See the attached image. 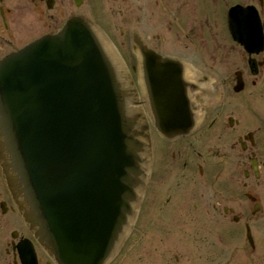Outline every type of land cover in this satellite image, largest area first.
Masks as SVG:
<instances>
[{
  "label": "flooded vegetation",
  "instance_id": "flooded-vegetation-1",
  "mask_svg": "<svg viewBox=\"0 0 264 264\" xmlns=\"http://www.w3.org/2000/svg\"><path fill=\"white\" fill-rule=\"evenodd\" d=\"M232 6L254 7L264 37V0H0V58L81 18L120 27L118 37L128 41V27H138L144 49L209 80L207 100L190 93L195 129L171 140L152 130L140 247L174 227L187 239L185 247L155 249L153 264H264V110L253 104L264 98V53L253 76L225 34ZM129 72L138 86L134 67ZM29 249L36 264H53L19 220L0 177V264H30Z\"/></svg>",
  "mask_w": 264,
  "mask_h": 264
},
{
  "label": "water",
  "instance_id": "water-1",
  "mask_svg": "<svg viewBox=\"0 0 264 264\" xmlns=\"http://www.w3.org/2000/svg\"><path fill=\"white\" fill-rule=\"evenodd\" d=\"M231 35L262 50L253 8L228 13ZM148 110L166 137L192 126L170 63L145 57ZM182 81V80H181ZM93 31L72 20L0 62V137L21 215L57 264H103L131 212L145 148Z\"/></svg>",
  "mask_w": 264,
  "mask_h": 264
},
{
  "label": "bare ground",
  "instance_id": "bare-ground-1",
  "mask_svg": "<svg viewBox=\"0 0 264 264\" xmlns=\"http://www.w3.org/2000/svg\"><path fill=\"white\" fill-rule=\"evenodd\" d=\"M132 34L136 38V44L137 45H143L140 42L139 29H134L132 31ZM100 39H101V46H102L105 54L107 55V57L111 61L112 65H113V70H114V72L117 75V82H118L119 88H120V90L122 92L123 99H124L125 104H126V108L130 112L129 113L130 115H127L128 120L134 121L136 123V128H137L138 115H139L138 110H137L138 108L134 107V106H131V104H129V102H128V96H129V90H130L129 81L127 79V81H124L122 83V76H124V73H125L124 68L118 63V61L115 58L114 54L109 49L107 44H105L103 39L102 38H100ZM257 56L258 55H253L250 58H252V60L256 61L255 58ZM168 62L170 63V67L168 68L169 73L172 72V71H176L177 72L176 76H169V77H167L168 79L170 78V79H173V80H176V81H180V83H182L181 85L184 86V88H185L186 85H190V84L194 83L195 84L194 92L195 91L196 92H201V93H203L205 99H208L209 93L207 91L206 84L197 81L198 77H197V74L195 72H193L192 70H189L187 65H183V64H181L180 62H178L176 60H169ZM144 91L148 93V83L145 84ZM130 101H132V98H131ZM134 103L136 104L135 96H134ZM136 128H135V130H136ZM136 131L134 132V135L136 134ZM0 160L2 161V164L4 166V169H5L4 172H6L8 174L9 170L7 169V166H6V164H7V156H6L5 151L3 150L2 138L1 137H0ZM140 160H141V162L143 160L142 153L140 154ZM141 172H142V174H141ZM143 177H144V181H147L150 178V173L145 168V162H144V164L140 163V169H139V173L137 175V180H136L138 182V184H136V186L134 187L135 193H138L139 185L142 182L141 180H143ZM133 205H134V203L131 204V209L133 208ZM125 217L127 218L126 219L127 223H125V226H123V228H122L121 234H119L118 240H117L116 245H115L116 246L115 249H117V247L119 245H121V243L123 242L124 237L126 236L127 231L129 229V226H130V213L127 214ZM175 221L176 220H174V222ZM177 221H181V220L178 219ZM126 260L127 259H125L122 262V264H125Z\"/></svg>",
  "mask_w": 264,
  "mask_h": 264
},
{
  "label": "rangeland",
  "instance_id": "rangeland-1",
  "mask_svg": "<svg viewBox=\"0 0 264 264\" xmlns=\"http://www.w3.org/2000/svg\"><path fill=\"white\" fill-rule=\"evenodd\" d=\"M105 29V31L109 34V36L111 38H116V30H115V26L113 25H105L103 27ZM129 30L132 28H128ZM135 29H139V28H135ZM153 33V32H152ZM154 34V33H153ZM119 42H121V40H119ZM122 47L120 48V50L122 52H124L123 54L125 55V57L128 58V56L130 55V49H129V45H127V40H125V38H123V41L121 43ZM10 48H6V51H8ZM127 63L131 66L134 65V60H131V58H128ZM264 83V82H263ZM263 88L264 89V84H261V86H259V89ZM263 98V97H262ZM262 98H259L258 100L254 101V106L258 109V110H264V98L262 100ZM264 114V112H263ZM150 189H149V193L150 195H152V188H153V184L152 182H150ZM143 212H140V206H138L137 208V212H136V218H135V223L133 226V231L130 234V238L127 244L132 245L131 247L126 246L124 248V250L122 251L123 255H120L114 262L113 264H120L121 263V259H127L125 261V264H144L146 261L149 260H153L154 258H156V254L155 253V249H160L159 247L164 246V245H173V244H179L183 247H185V245L187 244V239L185 237V235H183L180 231L179 228H173V229H169L165 232H161L159 234V236H157V238L151 241V248L147 249H141L140 246H134V244L138 243V240L140 238V233H141V221L143 219ZM149 240L147 239V242ZM157 247L154 248L153 247ZM128 248H131L128 251ZM179 256V253H176ZM172 258V257H171ZM154 262H147V264H153Z\"/></svg>",
  "mask_w": 264,
  "mask_h": 264
}]
</instances>
